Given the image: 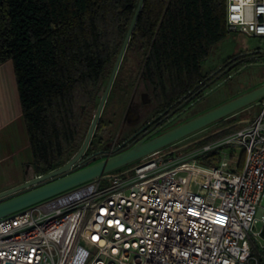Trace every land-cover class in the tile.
<instances>
[{
    "label": "built area",
    "instance_id": "obj_1",
    "mask_svg": "<svg viewBox=\"0 0 264 264\" xmlns=\"http://www.w3.org/2000/svg\"><path fill=\"white\" fill-rule=\"evenodd\" d=\"M225 25L262 41L264 73V0H226ZM254 105L219 139L153 152L0 219V264H261L264 96Z\"/></svg>",
    "mask_w": 264,
    "mask_h": 264
},
{
    "label": "trees",
    "instance_id": "obj_2",
    "mask_svg": "<svg viewBox=\"0 0 264 264\" xmlns=\"http://www.w3.org/2000/svg\"><path fill=\"white\" fill-rule=\"evenodd\" d=\"M138 1L0 0V64L13 65L35 175L61 167L80 148V120L107 82ZM225 22L226 0H144L95 132L112 123L103 121L106 108L123 119L134 89L122 76L130 52L142 55L139 71L153 87L156 112L199 97L204 64L230 34ZM237 128L225 121L187 150ZM95 132L81 167L100 160L93 154L106 144Z\"/></svg>",
    "mask_w": 264,
    "mask_h": 264
},
{
    "label": "water",
    "instance_id": "obj_3",
    "mask_svg": "<svg viewBox=\"0 0 264 264\" xmlns=\"http://www.w3.org/2000/svg\"><path fill=\"white\" fill-rule=\"evenodd\" d=\"M144 0H139L135 12L130 21L126 35L121 44L120 50L113 64L111 73L105 84L103 93L100 97L96 111L91 120L88 131L78 151L61 167L50 171L46 174L33 176L21 184L8 188L0 192V219L9 216L18 211L24 210L34 204L42 202L48 198L56 196L80 184L90 180L102 177L110 172L117 170L125 165L134 163L135 161L162 149L168 148L175 142L201 130L202 128L213 124L225 117L256 103L264 96V83L244 94H241L213 109H210L190 120H187L151 139L141 140L131 147L117 151L113 154H101L95 152L94 157L102 158L101 160L80 166V161L84 156L89 144L93 138L97 128L102 110L107 100L109 91L118 72L119 66L125 54L127 45L131 38L133 28L136 24L139 12ZM238 69L235 73L240 71ZM234 73V74H235ZM227 79L219 83L213 89L206 91L202 96L194 102H191L176 116L183 113L196 102L205 98L214 89L222 85ZM175 116V117H176ZM174 117V118H175ZM173 119V118H172ZM5 264H12L5 262Z\"/></svg>",
    "mask_w": 264,
    "mask_h": 264
},
{
    "label": "rangeland",
    "instance_id": "obj_4",
    "mask_svg": "<svg viewBox=\"0 0 264 264\" xmlns=\"http://www.w3.org/2000/svg\"><path fill=\"white\" fill-rule=\"evenodd\" d=\"M261 46L262 41H260L258 38H250L241 33L231 32L227 38L217 46V48L205 62L204 70L209 73L214 67L221 64L225 57L236 54L239 51L253 53L257 50L256 48ZM142 60V55L140 53L130 52L128 55H126L125 62L122 66V76L134 82V91L130 99V109L128 116L121 121L116 120L111 116V107L106 108V112L103 113L102 116L103 121L108 122V120H111L112 123L106 124L104 130L100 131L99 133L95 132L98 138L105 141V150L107 151L110 150L112 146H118L119 143L122 145V143L131 136L134 130L142 126L157 113L156 109L158 104L151 98V95L153 94V87L140 75L139 67ZM256 63V60L251 59L249 62H247L245 68L243 66V69L240 72L234 74L233 78L229 79L225 84L217 87L201 101L197 102L192 107L179 114L177 119H170L167 124H169V126H174L176 124L190 120L210 109L221 105L224 102L231 100L236 96L244 94L262 85L264 83V73L262 71V67ZM213 82L214 83H210L211 85H209L208 88L204 89L202 92L208 91V89L219 84L220 81ZM104 87L105 85L99 92L96 104L92 108L88 109L80 120L79 137L82 141L84 140V137L88 131ZM259 110V106L254 104L240 109L237 112L225 117L224 119L210 124L201 130L175 142L166 149V152L187 153L188 146L222 128L225 121L234 120L237 127L240 128L247 124L254 111L258 112ZM114 131H116L115 137L108 141L110 134H112ZM133 166L134 164L131 163L114 170L109 174H120L130 170ZM261 205L264 206V199L261 201ZM259 216L260 215H258V217ZM259 227L260 223L256 225V228Z\"/></svg>",
    "mask_w": 264,
    "mask_h": 264
},
{
    "label": "crops",
    "instance_id": "obj_5",
    "mask_svg": "<svg viewBox=\"0 0 264 264\" xmlns=\"http://www.w3.org/2000/svg\"><path fill=\"white\" fill-rule=\"evenodd\" d=\"M13 65L0 64V192L35 176Z\"/></svg>",
    "mask_w": 264,
    "mask_h": 264
},
{
    "label": "flooded vegetation",
    "instance_id": "obj_6",
    "mask_svg": "<svg viewBox=\"0 0 264 264\" xmlns=\"http://www.w3.org/2000/svg\"><path fill=\"white\" fill-rule=\"evenodd\" d=\"M258 50V49H257ZM256 50V51H257ZM254 51L253 53H249V52H244V51H239L236 54H233L231 56H227L225 57L224 61L217 65L216 67H214L206 76L205 79H207V81L204 83V85L200 88V92L204 91V89H207L209 85H211L210 83H214L213 81H220L219 83H221L222 81H224L225 79H227L223 84H225L229 79L233 78L234 73L240 68L241 70L243 69V66L245 68V65L247 64V62H249L251 59L256 60V64H259V51L256 52ZM240 70V71H241ZM238 71V72H240ZM237 72V73H238ZM222 84V85H223ZM218 85V84H217ZM217 85H215L214 87H216ZM221 86V85H220ZM214 87L210 88L213 89ZM208 89V91L210 90ZM215 90V89H214ZM213 90V91H214ZM134 91V89H133ZM204 92L201 93V95L197 98H192L189 100H186L184 102H182L181 104H178L177 106L174 107H166L163 110L157 112L154 117H152L150 120L146 121L142 126H140L139 128H137L136 130H134V132L131 134V136L122 143V145L120 147L117 148L112 152L115 153L117 151H121L126 149L127 147H131L132 145H134L135 143L144 140V139H151L179 124H176L174 126H169V124H167V122L170 119H177L178 116H176L179 112H181L185 107H187L191 102L196 101L197 99H199L202 94ZM133 94V92H132ZM132 94L130 96V99L132 97ZM237 97V96H236ZM152 98V96H151ZM235 98V97H234ZM130 99L129 102L127 104L125 113L123 115V119L125 117L128 116L129 114V109H130ZM153 99V98H152ZM203 99V98H202ZM201 99V100H202ZM233 99V98H232ZM154 100V99H153ZM199 100V101H201ZM189 101V102H187ZM198 101V102H199ZM197 103V102H196ZM195 103V104H196ZM225 103V102H224ZM223 104V103H222ZM176 116V118H174ZM173 121V120H172ZM183 123V122H182ZM121 143H119L120 145ZM109 151V150H108ZM107 150H105V146L99 148L97 150V152L101 153V154H107L108 152ZM102 158H100L101 160Z\"/></svg>",
    "mask_w": 264,
    "mask_h": 264
}]
</instances>
